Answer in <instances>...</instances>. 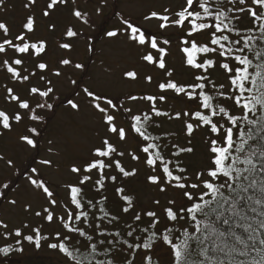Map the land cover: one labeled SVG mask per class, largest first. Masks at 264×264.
I'll list each match as a JSON object with an SVG mask.
<instances>
[{"label":"snow or ice","instance_id":"6c2138e0","mask_svg":"<svg viewBox=\"0 0 264 264\" xmlns=\"http://www.w3.org/2000/svg\"><path fill=\"white\" fill-rule=\"evenodd\" d=\"M75 3L76 0H47L41 15L50 18L61 8H69L73 17L87 23L86 13L70 7ZM36 4L37 0H27L24 7L30 14L13 38H9L8 24L0 21V32L3 33L0 37V57H3L0 68L12 81L29 84V98H43L42 102L38 99L33 105L29 98L22 99L14 88L3 85L6 102H15L20 110L28 113L29 120L43 121L44 116L37 110L53 109V104L46 99L54 91L52 81L42 74L39 80L46 81L48 86L44 89L31 86L30 78L36 71L24 68L27 59H36L35 70L45 73L49 69V64L39 59L46 55V41L30 39L36 31V17L31 14ZM5 5L6 0H0V10ZM152 18L160 21L158 27L162 32L178 29L176 34L182 45L183 63L192 70V82L180 84L172 79L175 70L166 65L169 55L166 46L170 45V38L159 34L146 37L142 26L122 18L130 38L140 46L147 44L157 53L156 56L152 52L143 54V61L164 70L168 78L158 84L162 93L159 96L128 98L150 102L149 111L155 117L182 121L180 134L185 140L183 144L173 142V138H178L177 132L164 131L154 135L149 129L159 130L162 123L147 113L132 114L127 131H134L140 142L138 147L144 154L143 163L150 170L145 176L146 182L158 188L160 193H166L169 188L179 192L180 200L169 197L161 207L157 198L152 201L154 209L139 205L141 210H137V198L127 191L123 182L136 177L139 170L126 169L121 161L127 150L119 149L105 136L79 166H71L70 171L77 176V181L64 186L68 193V201L63 205L66 216L55 217L65 235L62 241L48 243L47 247L63 254L64 264H161L160 248L167 250L168 259L164 264H264V0H184L178 9L166 7L162 12L151 11L143 17L145 20ZM54 27L50 25V28ZM64 35L76 38L78 33L69 26ZM106 35L113 38L118 32L110 30ZM59 47L70 50L72 45L60 43ZM71 63L67 58L59 60L64 66ZM74 67L82 69L84 65L76 63ZM215 73H221L224 79H214ZM53 75L59 77L61 72L57 70ZM123 75L135 79L137 72L127 71ZM145 79L151 82L152 77ZM83 91L95 101L102 99L88 88ZM169 91L174 93V98H186L185 102L195 107L191 111H176L174 116L160 110L156 104L166 102ZM104 99L110 108H117L112 99ZM67 103L73 110L79 109L72 99ZM94 106L102 114L107 132L114 134L121 144L126 143L127 132L123 126H117L115 116L108 114L100 103ZM182 117L186 119L182 120ZM22 119L20 111L11 117L16 123ZM0 127L9 131L12 128L4 110H0ZM201 130L205 136L207 163L193 169L187 159L196 155L198 149L193 139ZM39 136L37 127H29L20 139L37 148ZM128 156L132 161L140 162L139 155L128 152ZM43 163L47 165L52 161ZM112 169L116 175L111 174ZM118 179L120 183H117ZM106 182L114 185L117 194L115 213L103 194ZM31 184L42 189L48 204L57 205V199L53 197L59 196V192L54 193L44 181L32 179ZM8 187V184L3 185L4 189ZM86 189L95 196L89 197ZM4 196L5 193L0 191V197ZM9 204L15 206L17 201L12 199ZM86 209L93 211L90 213ZM156 209L162 212V227ZM43 213L47 222L54 221V213L48 207L43 208ZM35 215L39 217L41 212L37 211ZM0 227L8 229L2 220ZM72 234L84 238L80 247L70 246ZM0 235H14L18 238L15 244L20 245L0 247L3 257L14 252L23 253V241L40 249L42 241L48 239L39 227L34 228L32 234L25 235L21 228H16ZM56 236L59 238L60 233Z\"/></svg>","mask_w":264,"mask_h":264},{"label":"rangeland","instance_id":"374dc122","mask_svg":"<svg viewBox=\"0 0 264 264\" xmlns=\"http://www.w3.org/2000/svg\"><path fill=\"white\" fill-rule=\"evenodd\" d=\"M46 2L47 0H37V4L31 9V14H35L36 17V31L30 39L46 41V55H42L39 59L47 61L49 69L45 73L35 70L36 59H27L24 65V68L29 71H36V75L30 78L31 86H38L41 89L48 86L46 81L39 80L40 75H45L46 80L52 81L51 87L54 89L53 93L56 94H50L47 102L53 104L55 99L58 100L54 108L55 111L54 109H51L52 111H37L38 114L52 119V124L48 127L39 149L32 148L20 139L22 136L21 126L29 124L28 113L20 110L15 102H6V92L3 87V85H7L14 88L16 94L24 99L29 98V84L12 81L9 75L0 68V110H4L10 119L16 111H20L23 117L19 123L13 121L11 130L4 134L0 127V191L5 193L4 197H0V220L8 225L7 230L0 227V233L16 228L22 230L26 228L32 232L34 228L39 227L41 233L49 236V243H52L56 242L54 238L56 233L64 232L61 223L55 219V217L66 216L63 205L68 201V193L64 186L77 181V176L71 173L70 168L74 164L79 166L90 150L94 146H98L105 136L109 138L110 142L117 144L119 149L127 150L121 161L126 169L137 168L139 170L138 175L132 178L130 183H125L127 191L137 198V210H141L139 205L154 209L152 201L157 198L160 200L161 207L165 205L169 197H176L178 202L180 200L179 192L169 188L166 193H160L158 188L147 183L145 176L150 174V170L143 163L144 159L141 158L140 162H135L128 156V152L139 154L127 131L125 115L128 113L138 114L147 109L149 105L146 100L127 99L122 104V109L118 107L112 109L104 99L121 96L144 97L145 94L159 96L162 93L158 90L157 85L168 79L164 70L143 61V54L152 52L156 56L157 53L151 50L147 44L140 46L136 41H133L130 38V32L125 31L126 26L121 19H118V16L124 15L137 26H142V30L159 34L163 38H170L171 43L166 46L169 53L166 65L169 69L175 70L172 79L180 84L191 83L192 70L183 63L182 45L180 37L176 34L178 29L171 28L162 32L158 27L160 21L155 18L143 19L151 11L162 12L166 7L178 9L184 4V0H76L75 5L70 4V7L78 8L86 13L87 23L73 17L69 8H61L50 18H44L41 12ZM26 3L27 0H6L4 9L0 10V21L6 22L11 30L9 38H13L21 30L26 16L30 14L29 10L24 7ZM50 25H54V29L50 28ZM69 26L78 33L76 38H68L64 35ZM110 30H116L118 35L113 38L108 37L106 33ZM2 36L3 33L0 32V37ZM60 43H70L72 48L70 50L62 49L59 47ZM2 58L0 57V59ZM65 58L70 59L72 63L68 66L59 64V60ZM76 63L83 64L84 68H75ZM20 70L23 71V68ZM57 70L61 72L59 77L53 75ZM127 71H136L137 77L135 79L125 77L123 74ZM146 76L152 77L151 82L145 79ZM213 78L218 81L224 79L221 73H215ZM84 88L101 95L102 99L95 101L92 97H88L83 91ZM167 97L166 102H159L156 105L173 116L176 111H190L193 108L185 105L183 97L180 98L181 101L174 98V93L170 91L167 93ZM29 99L30 103H33L39 97L32 96ZM68 99L77 103L79 109L73 110L67 103ZM95 103H100L101 107L108 111V114L115 116L118 127L125 128L126 143L121 144L114 134L107 132L101 119L102 114L95 108ZM183 119L186 118L182 117ZM166 122V129L178 132L180 138L178 142L183 144L185 137L180 134L182 121L168 120ZM204 139L203 130L195 133L193 143L197 145L198 150L195 156L187 160L193 169L201 168L207 163ZM45 160L52 161V163L46 165L43 163ZM33 168L36 169L35 172L32 171ZM110 171L113 175L117 174L115 169ZM17 175L21 176V179L14 184L16 178L19 177ZM93 178L95 179V176ZM32 179L38 182L44 181L54 193L59 192V196L54 195L53 197L57 199V205L52 206L47 203L42 189H37L31 184ZM5 182H12L10 190L3 188ZM192 182H194V178ZM111 188L113 189L114 185H111ZM109 193L114 198V194ZM12 199L17 201L15 206L9 204ZM29 205L31 206L30 210L26 211L25 209ZM44 207L53 211V222H47L44 219ZM69 207L71 208V205ZM156 210L161 219L160 227H162V212L159 209ZM37 211L41 212V216L35 215ZM128 215L130 216L131 213ZM144 220L145 223L148 222L146 217ZM25 224L28 226L24 227ZM17 239L14 235L9 237L0 235V247L13 244ZM23 248V253L15 252L13 254V262L0 258V264H44L54 260L55 253L51 248L42 246L40 249H36L33 245L27 246V244H23ZM158 252L162 258L167 254L165 248L158 249ZM161 260L164 261L165 258Z\"/></svg>","mask_w":264,"mask_h":264},{"label":"trees","instance_id":"16d2710c","mask_svg":"<svg viewBox=\"0 0 264 264\" xmlns=\"http://www.w3.org/2000/svg\"><path fill=\"white\" fill-rule=\"evenodd\" d=\"M122 18L123 19H127L124 15H119L118 16V19H121L122 20ZM246 24L248 23V21L247 20H245L244 21ZM144 29V28H143ZM144 32H145V34H147V35H150V34H153V33H150L149 31H147V30H143ZM11 55V54H10ZM47 62V61H46ZM157 88H158V85H157ZM158 90L159 91H161L159 88H158ZM171 92V91H170ZM54 95H56L55 93H53ZM147 95H153V94H145V96H147ZM40 100H41V102H42V100H43V98H39ZM46 99H48V98H46ZM108 99H112L113 100V103L114 104H117V107L119 108V109H122V104L127 100V99H129L128 98V96H121V97H110V98H108ZM184 100H186V98H183ZM180 100V99H179ZM181 101V100H180ZM35 102V101H34ZM34 102H33V105H34ZM58 102V100H54V103H53V109L56 107V103ZM146 102L148 103V108L147 109H145V110H143L141 113H138V114H142V113H147V114H149V115H152L153 116V118H154V120L156 121V122H160V123H162V127L159 129V130H154V129H149L150 131H152L153 132V134L155 135V134H161V133H163L164 131H169V132H176V131H171V130H167L166 129V127H165V124L167 123L166 121H168V119L167 118H161V117H155L154 116V113H151L150 111H149V109H150V102H148L147 100H146ZM59 105V104H58ZM161 105V104H160ZM186 106H189L190 108H194L195 106L194 105H192V104H190V103H186L185 104ZM156 107L157 108H159L160 109V106H157L156 105ZM186 108H188V107H186ZM192 108V109H193ZM45 110H47V109H45ZM161 110V109H160ZM38 111V110H37ZM52 111V110H51ZM54 111H55V109H54ZM163 111V110H162ZM191 111V110H190ZM132 114H126L125 115V121H126V124H127V129H128V126H129V124L131 123V120H130V116H131ZM28 120V123L29 124H26V126H24V125H22L21 126V129H20V132L22 133L21 135H24L25 133H26V130H27V128H29V127H37V129H38V131L40 132V136L39 137H37V140H38V146H37V148L36 149H39L40 148V145L42 144V142H43V138L45 137V135H46V133H47V129H48V127L49 126H51V124H52V119L51 118H49V117H47V116H44V120L43 121H31V120H29V118L27 119ZM10 122L11 123H13V121L10 119ZM13 125V124H12ZM1 131H2V134H4L5 132H8L9 130H4L2 127H1ZM130 133V135H131V137H132V139H133V142L135 143V146H136V150L138 151L137 153L139 154V156L142 158V159H144V154H142L140 151H139V140L137 139V134L134 132V131H131V132H129ZM178 133V132H177ZM180 140V138H179V133H178V138H173V142H178ZM162 142H166V141H162ZM190 159V157L187 159V160H189ZM36 160H37V158H36ZM187 163H188V161H187ZM28 169V168H27ZM27 171V170H26ZM25 171V172H26ZM159 173V172H158ZM17 176H19V175H17ZM19 179H21V176H19V177H17L16 178V180L14 181V184H16L18 181H19ZM42 179V178H41ZM132 178H129V179H127L126 181H124L123 183H124V185H125V183H127V182H129L130 183V180H131ZM117 183H120V181H119V179H118V182ZM4 184H8L9 185V187H8V189L7 190H10V186L12 185V182H5ZM111 185H113L111 182H106V191H104L103 192V194L104 195H106L107 197H108V200H109V202H110V204H111V209H112V211L113 212H115V211H117V207H116V200H117V194L115 193V191H114V188L112 189L111 188ZM45 186H48L47 184H45ZM86 191H88V196L89 197H92L93 195L95 196V193L94 192H92V191H89L88 189H86ZM109 192H111L112 194H114V198L110 195V193ZM109 193V194H108ZM96 199H99V197L97 196L96 197ZM71 207H73V206H71ZM86 210H88L90 213H91V211H93L92 209H86ZM97 215H99V213L97 212ZM141 226H143V225H141ZM24 230H22V232L25 234V235H27V234H32V232H29L26 228H23ZM42 235L43 236H46V237H48V239L46 240V241H42V246H44V247H47V244L49 243V236L47 235V234H44V233H42ZM64 235H65V230H64V232L63 233H61L60 234V237L58 238L56 235H54V238L56 239L55 241L56 242H58V240H60V241H62L63 240V238H64ZM15 238H17V237H15ZM84 242V238L83 237H78V235L77 234H72V241L70 242V246L71 245H75V246H77V247H80L81 245H82V243ZM23 244H27V246H30V245H32V244H30L29 242H27V241H23ZM23 244H22V246H23ZM14 247H19L20 245H16L15 243H13L12 244ZM54 251V253H55V257L53 258L54 260L53 261H51L50 263H44V264H64V259H63V254H61V253H59L57 250H53ZM15 253V252H14ZM14 253H11L8 257H3V255L2 254H0V258L1 259H4V260H7V261H9V262H13V254ZM165 260L164 261H162L161 260V264H164V262L165 261H167V259H168V256H167V254H165ZM164 258H162L161 257V259H164Z\"/></svg>","mask_w":264,"mask_h":264}]
</instances>
